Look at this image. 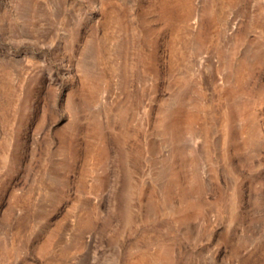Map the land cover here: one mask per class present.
<instances>
[{"label":"rangeland","instance_id":"rangeland-1","mask_svg":"<svg viewBox=\"0 0 264 264\" xmlns=\"http://www.w3.org/2000/svg\"><path fill=\"white\" fill-rule=\"evenodd\" d=\"M163 250L264 264V0H0V264Z\"/></svg>","mask_w":264,"mask_h":264},{"label":"bare ground","instance_id":"bare-ground-1","mask_svg":"<svg viewBox=\"0 0 264 264\" xmlns=\"http://www.w3.org/2000/svg\"><path fill=\"white\" fill-rule=\"evenodd\" d=\"M165 8L164 10H169L171 9L172 10V7H170L169 4H165ZM195 14V10L188 4L187 5V16L188 17H191ZM193 36V35H192ZM193 42H199V34H196L194 36V39H193ZM233 115V111H230V116ZM181 117L182 115L179 113V112H173V113H170L166 116V123H167V126L169 128V130L172 131V133L174 134L175 132H177L178 130H181V129H185L190 132V133H194L195 130H194V126H193V118L189 119L188 121V125L184 128V127H181ZM249 139H252V136L249 135ZM168 189V187H167ZM166 189V190H167ZM183 194H185L183 192ZM168 253L166 250H163V252H161L160 254L157 255V257H155V262L157 264H160L161 262L163 261H167L168 259Z\"/></svg>","mask_w":264,"mask_h":264}]
</instances>
